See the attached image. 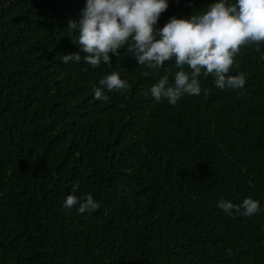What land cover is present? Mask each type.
<instances>
[{
	"label": "trees",
	"instance_id": "trees-1",
	"mask_svg": "<svg viewBox=\"0 0 264 264\" xmlns=\"http://www.w3.org/2000/svg\"><path fill=\"white\" fill-rule=\"evenodd\" d=\"M210 2L169 0L157 27ZM84 5L0 0V264H264V44L241 46L243 90L202 74L207 95L170 105L149 89L173 61L62 63L83 55L68 22ZM111 71L129 87L95 99ZM73 185L100 208L62 207ZM221 197L260 211L228 215Z\"/></svg>",
	"mask_w": 264,
	"mask_h": 264
},
{
	"label": "clouds",
	"instance_id": "clouds-1",
	"mask_svg": "<svg viewBox=\"0 0 264 264\" xmlns=\"http://www.w3.org/2000/svg\"><path fill=\"white\" fill-rule=\"evenodd\" d=\"M169 7V0H85L79 17L68 22L72 42L83 52L61 55L62 63L76 62L111 67V56L121 48L131 52L139 65L151 69L173 61L177 71L159 77L149 92L152 98L176 105L185 95L198 96L203 91L200 77L209 74L218 89H240L246 84L243 71L232 74L242 45L264 44V0H211L205 11L188 16H171L157 27ZM111 54V55H110ZM238 67V65H236ZM129 83L119 71L101 76L92 85L95 99L107 101L106 92L126 90ZM73 192L65 196L62 207L91 214L100 208L92 193ZM217 207L228 215L252 216L260 211V202L245 197L240 204L221 197ZM230 254V253H229Z\"/></svg>",
	"mask_w": 264,
	"mask_h": 264
}]
</instances>
